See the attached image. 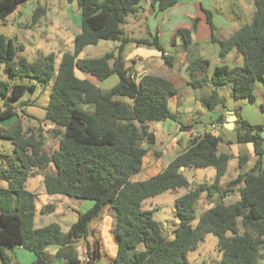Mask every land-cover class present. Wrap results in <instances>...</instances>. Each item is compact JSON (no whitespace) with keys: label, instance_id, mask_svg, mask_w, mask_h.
Instances as JSON below:
<instances>
[{"label":"trees","instance_id":"obj_1","mask_svg":"<svg viewBox=\"0 0 264 264\" xmlns=\"http://www.w3.org/2000/svg\"><path fill=\"white\" fill-rule=\"evenodd\" d=\"M26 1L0 0V22ZM142 1L79 0L81 32L76 35L73 51L63 54L57 72L54 53L30 61L21 54L23 44L0 32V68L4 67L14 79L20 76L30 80L12 83L0 79V97L5 101L0 121L16 118L9 127L0 125V138L11 140L14 146L13 153L4 156L6 167L0 168V177L7 183L6 187H0L3 264H11L7 250L18 244L36 254V260L30 264H54L56 259L64 264H83L76 249L82 241L88 247L86 263L94 264L97 250L92 254L90 249V226L107 210L114 216L112 233L117 242L113 264H190L189 252L196 250L209 233L218 237L221 257L216 264H258L264 249V125L237 119L238 142H252L258 158L252 169L238 174L224 189L220 182L233 155L220 151L222 137L211 132L192 138L188 148L161 172L146 180H133L143 167L149 148L155 144L151 124L179 120L170 107L171 98L178 92L172 81L157 74L137 77L133 66L126 65L125 49L130 43L161 51L168 66L174 62L175 57L167 55L158 34L127 35L123 24L129 14L141 9ZM178 1L151 0V3L159 11H166ZM254 3L256 12L251 23L218 40L219 55L225 57L236 49L243 58L242 64L218 65L209 77L208 59L195 55L189 62L193 86L208 81L214 85L209 96L199 99L207 110L225 103L219 95V86L230 85L236 98L254 102L255 83H264V0ZM44 11V7L38 6L33 21ZM176 38L182 39L187 49L193 46L190 29H178L174 41ZM103 39L115 40L118 45L101 57L80 56L87 46ZM196 50L193 49L194 53ZM77 70L89 78L79 77ZM113 75L118 76V82L110 89H102L99 83ZM33 80L52 83L44 120L58 129L25 126L24 116L32 115L23 108L28 102L20 100L27 91L36 90ZM49 132L59 137L58 147L52 151L47 146ZM247 159L239 157L240 168ZM208 167L216 170L212 184L206 178L193 184L184 172ZM39 172L44 173L48 194L93 201L90 208L78 211L77 220L67 232L57 222L36 225V193L26 184ZM178 188L187 192L175 200L179 225L169 238L154 220L152 210L144 207V201ZM233 192L239 193V199L226 204L225 197ZM203 193L216 198L214 205L198 216L196 203ZM53 209L54 205L47 204L42 211ZM50 246L58 247L53 256L47 250Z\"/></svg>","mask_w":264,"mask_h":264},{"label":"crops","instance_id":"obj_2","mask_svg":"<svg viewBox=\"0 0 264 264\" xmlns=\"http://www.w3.org/2000/svg\"><path fill=\"white\" fill-rule=\"evenodd\" d=\"M255 12L256 6L254 0H179L176 5L166 11H159L156 6L152 5L151 1L143 0L141 3V9L134 13L136 19L134 27L140 30L144 25L148 28L150 33L158 34L167 55H173L175 57L173 65L168 66L165 63L161 51L151 46L136 44L129 54V63L126 62L127 66H133V73L137 77H141L145 74H157L170 79L178 90L177 94L171 98L170 104L171 102L176 104L175 108L177 112H174L178 114L179 120L153 122L150 126V130L155 135V144L162 141V139L164 141V138H167L172 133L173 128L184 131V135L188 137V144L183 151L188 148L191 139L194 137L203 136L208 132L220 135L222 137L219 147L220 151L231 153L233 155V158L229 161L228 170L225 176L228 174V171H231L234 168L230 166L232 162L238 163L239 166L240 156L248 157L244 164V171L252 169L257 161L258 157L255 154L254 144L252 142H238L236 122L238 118H242L253 125H264V83L261 81L255 83L254 91L256 100L254 102L249 101L247 98H236L233 88L230 85L219 86V95L225 99V103L217 105L212 110H207L202 106L199 99L201 97L209 96L214 89V85L208 81L204 84L193 86L190 83L192 81V76L188 70V65L190 60L198 54L201 57L203 56V58L208 59L211 65L212 61L207 54H200V47L205 44H216L219 46L218 40L226 39L239 28L248 26L251 23ZM180 28L191 30L193 38L192 47L188 49L185 48L182 39L180 38H176L174 41L175 34ZM194 48L197 49V52L195 53L193 51ZM217 51L219 54V47H216L214 58L217 56ZM220 58L222 62L226 64V60L232 61V63L241 64L242 56L236 49H233L225 57L220 56ZM79 73L81 75H79ZM207 73L210 77L213 72ZM76 74L81 78H89V75L78 70L76 71ZM0 109H5V101L1 97ZM219 117H222L221 122L218 121ZM15 120L16 118L14 117L5 121H0V125L6 128L14 123ZM40 121L43 127L58 129V126L47 122V120H44V117L39 119V122ZM229 121L234 122V127L232 129L226 127V123ZM218 129L221 130L216 134ZM164 134L168 135L165 136ZM181 139L182 136L181 138L179 137L176 139V142ZM172 142L174 143L173 140ZM233 147L236 148V151L232 150ZM13 151L14 146L11 140H9V143L0 140V168L6 167L7 163L4 156L12 154ZM182 152H178L176 156ZM238 173L239 169L235 174V178ZM43 174L44 173H41L42 178ZM186 175H188L193 184L194 179H199V175H204V179L206 178L207 181V168L204 169V172L197 168L194 172H186ZM225 176L220 182V187L223 189L226 184L224 183V181H226ZM199 181L201 180L199 179ZM214 181L215 180L207 182L212 184ZM6 185V181L0 177V187H6ZM202 198L205 199L209 197H207L206 193H203L196 203V208ZM215 198L216 196L208 199V203L204 205L200 215H198L197 209V215L201 216L204 212L210 209L214 205L213 200ZM238 199L239 193L233 192L225 197L224 202L230 204L236 202ZM106 213H110L109 210H107ZM37 227L40 226L37 225ZM88 240L91 245L90 249L92 254L96 253L97 250V258L95 259L94 264H104L102 262L101 240L98 238L97 232L94 233L93 237H89ZM87 248L85 241L76 245L79 256L83 260V264H87L86 261L89 258L87 255ZM57 249L58 247L56 246H50L47 250L51 256H53ZM7 253L12 258L11 264H30L37 258L33 251L26 249L21 244L8 249ZM54 264H64V262L63 260L56 259L54 260Z\"/></svg>","mask_w":264,"mask_h":264},{"label":"rangeland","instance_id":"obj_3","mask_svg":"<svg viewBox=\"0 0 264 264\" xmlns=\"http://www.w3.org/2000/svg\"><path fill=\"white\" fill-rule=\"evenodd\" d=\"M78 1L79 0H28L19 5L3 22H0V32L13 38L15 43L23 44L24 49L21 51V54L25 55L30 61H36L40 56L54 53L55 72H57L63 54L73 51L76 35L81 32V10L79 9ZM38 6L44 7L46 11L42 12L39 19L34 22L33 14ZM135 20L134 14H129L127 16V22L123 24L127 35L130 37L149 36L150 31L146 26L143 25L140 30L134 27ZM117 44L118 42L115 40H100L97 44L87 46L82 52L81 57H101L106 52L113 50ZM135 45V43H130L126 48L125 60L127 63L130 61L129 54ZM216 47L219 46L216 44H205L200 47V54H207L212 61L207 69L209 73H212V70H214L216 66L226 64L222 62L218 51L216 58H214ZM198 56L200 55L198 54ZM226 62L229 65L236 64L232 63V61L226 60ZM240 63H243V58ZM79 75L81 74L79 73ZM0 79L12 83L30 81L28 78H22L20 76L15 77V79L10 77L4 67L0 68ZM32 82H36V90L27 91L20 100L21 102H28L24 103L23 108L28 114H32V116H25L24 118L26 120L23 118L26 127H38L37 125H42L39 119L43 118L45 115V106L50 99L52 85V83L44 84L35 80ZM117 82L118 76L113 75L101 81L99 86L107 90L113 87ZM170 107L172 111H176V104L174 102H171ZM19 112L22 113L21 110ZM41 127H43V125ZM44 129L51 131L48 127H44ZM220 130L221 129H218L216 134H218ZM167 135L168 134L165 136ZM181 136L182 139L176 142V139L179 137L181 138ZM0 140L9 143L8 139L3 138ZM58 140L59 137L53 132L47 134V146L50 151L58 147ZM187 144L188 137L184 135V131L173 128L172 133L167 138H164V141L162 139V141L153 144V146L149 148L144 159L143 167L133 176V180H146L161 172L178 152H182L186 148ZM232 150L236 151V148L233 147ZM230 166L234 168L228 171V174L225 176L226 181H224V183L226 184L235 178L238 169V174H240L244 172L245 168H240L236 162H232ZM184 172L186 173L187 170ZM41 173L42 172H39L31 176L27 181V188L36 193V225L41 227L51 222H57L61 225L63 230L67 232L70 226L77 220L78 211L87 210L93 204V201L64 194H48L44 190ZM207 174L208 182L215 180L216 170L214 167H208ZM198 181L199 179H194L193 182L197 183ZM226 184L224 186H226ZM186 192L187 189L185 188L167 190L155 196H151L144 201V207L152 210L154 220L159 224L163 233L169 238L173 237L174 230L179 225L175 200ZM208 199L210 198L201 199L197 207L198 215L202 212L204 205L208 203ZM47 204L54 205V209L43 212L42 209ZM113 223L114 216L110 212L97 218L90 226L91 232L89 237H93L94 233L97 232L98 238L101 240L102 262L104 264H113L116 256L117 242L112 233ZM220 257L218 237L213 233L207 234L198 248L188 254L190 264H216ZM0 264H3L1 254ZM258 264H264V249Z\"/></svg>","mask_w":264,"mask_h":264},{"label":"water","instance_id":"obj_4","mask_svg":"<svg viewBox=\"0 0 264 264\" xmlns=\"http://www.w3.org/2000/svg\"><path fill=\"white\" fill-rule=\"evenodd\" d=\"M226 127L232 129L234 127V122L229 121L226 123ZM262 136L264 137V132H262ZM200 171L204 172L203 168H199ZM200 180H204V175H199Z\"/></svg>","mask_w":264,"mask_h":264},{"label":"built area","instance_id":"obj_5","mask_svg":"<svg viewBox=\"0 0 264 264\" xmlns=\"http://www.w3.org/2000/svg\"><path fill=\"white\" fill-rule=\"evenodd\" d=\"M148 1H151V0H148Z\"/></svg>","mask_w":264,"mask_h":264}]
</instances>
